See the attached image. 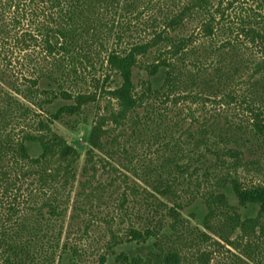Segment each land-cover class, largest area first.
<instances>
[{"label":"trees","instance_id":"trees-1","mask_svg":"<svg viewBox=\"0 0 264 264\" xmlns=\"http://www.w3.org/2000/svg\"><path fill=\"white\" fill-rule=\"evenodd\" d=\"M38 46L45 63L26 54L28 76L12 79L8 49ZM97 64L115 76L103 80L105 110L84 86V69ZM210 97L223 108L205 109ZM188 101L201 117L185 128L187 144L166 155L186 121L183 109L170 112ZM93 106L79 166V149L53 125L87 123ZM145 142L161 147V160L137 174L144 185L128 183L104 156ZM262 159L264 0H0V264H80L100 240L98 264L107 255L114 264H264V180L241 179L259 174ZM75 185L77 208L104 204L111 214L88 249L81 239L61 243ZM196 200L200 224L182 214ZM248 207L254 215H243ZM127 243L146 251H116Z\"/></svg>","mask_w":264,"mask_h":264},{"label":"rangeland","instance_id":"rangeland-1","mask_svg":"<svg viewBox=\"0 0 264 264\" xmlns=\"http://www.w3.org/2000/svg\"><path fill=\"white\" fill-rule=\"evenodd\" d=\"M119 21V17L116 16H111L110 17V24L113 22L114 24H117ZM43 48L40 46L34 47L33 49H29L27 51H19L16 48H9V59H10V64L7 65V69L10 70V73L12 74V79L15 78H20V81H23L21 79V76H28L29 72L26 68L27 60H26V54H29L27 56V59L29 60V57L34 60L33 65L35 64V61H40V63H45L44 59V53H43ZM85 68V67H84ZM83 76L85 78V84L84 86H87L86 90L91 91L96 93L97 96V102L98 106L101 108V110H105V107H109L112 102L108 99L106 95V91L108 89V85H103L104 82L103 80L107 79V82H110L111 85L114 84L113 79L114 75L112 72H110L105 66H100L97 64L94 68L87 67L83 71ZM94 79L98 80V85ZM82 83V82H81ZM108 84V83H107ZM221 100L215 98L213 99L210 97L207 99L205 109H210V110H219L223 108L220 105ZM60 103L57 102L52 108H55V106ZM98 106H93L92 108L90 107L88 109L87 115H86V122H83L82 120L75 121V118H72L70 120V125H65L62 122L55 121L54 122V130L57 131L59 134L64 136V138L71 143L72 145L76 146L80 153V161H79V166L82 165L83 160H84V154H85V149L87 147V137H88V131H89V123L92 122L94 119L93 117L95 116V112L97 111ZM113 106V105H112ZM180 109L177 110L178 106L173 107L174 109L170 112L171 116L173 115L174 118H176L175 113L176 111H180L179 117L180 119L186 121L181 122L179 126H176L173 128L175 131V136H178L179 141L178 145L175 144H170L168 143L167 147H164L165 152L164 154H172L174 152H177L178 146H182L187 144V131L185 128L188 126L189 123L196 122V120H199L201 117L200 113V105H196L192 102H186V103H181ZM174 111V112H173ZM207 111L204 114H207ZM191 114L194 115L195 119L193 121H190L192 119ZM203 114V115H204ZM128 151H130L126 156L124 154L121 155H116V157L110 159L106 156L105 160L112 162L116 168L117 174H121V177H124L128 183L136 182L140 183L141 185H144V182L139 178L137 174L141 173V170L145 164H151V162L155 165L160 162V158H158V154L161 153L162 149L161 147L158 146L157 144L153 143H148L145 142L143 144L139 143L136 146V149H132L128 147ZM264 161V159L261 160V162ZM263 169H261V172L259 174L254 173L253 171L250 173H243L241 178L243 181H262L264 180V164H262ZM136 170V173L134 171ZM108 180V179H107ZM78 187L75 185V187L72 189L71 195L69 202L67 204V207L64 209V212L62 216L60 217V223L62 225V234H61V243L65 242L67 244H72L74 241H78L81 239L83 241V244H85V248L88 249V241L93 242L95 245V241L99 239V237L103 234L106 233V222L104 219H110L111 214L109 213V209L107 208L106 205L101 204V205H95L91 209L88 208L89 203L86 204H81V207H76L77 199H81V196L78 194ZM109 191V189H107ZM196 192V191H195ZM231 198V201L233 203H236V199H234L231 195V192H227ZM42 197L46 194H40ZM27 196L26 192L21 191L18 196L17 200H19V205L18 208L21 210L24 208L25 202L23 199H25ZM130 198L132 197L129 196ZM45 209L43 210V212ZM204 207L201 204L199 200H196L191 206L187 207L182 211V214L189 218L191 222L195 224H200L203 214H204ZM255 208L254 207H248V208H241V212L243 215L251 216L255 214ZM92 213V214H89ZM45 214V213H44ZM46 215V214H45ZM89 220H92L90 222L88 228H84V225L86 223H89ZM118 219L115 218L113 221V228H117V223ZM84 230L86 232H84ZM103 241L100 240V244H97L98 248L94 250H87L88 253L83 254V256L80 259V264H98V257L99 253H103L105 248L103 245H101ZM230 248V247H228ZM116 251L119 252L121 250L127 252L128 254H134L136 252L139 253H144L146 251V247H139L134 245L133 243H127L123 245H119L116 248ZM222 251L225 252V249H222ZM217 255V260L220 258L221 254H216ZM75 261L78 259L77 258H72ZM68 258H63V260L60 263H57V259L55 261V264H71ZM105 264H114V255H107V259L105 261Z\"/></svg>","mask_w":264,"mask_h":264}]
</instances>
